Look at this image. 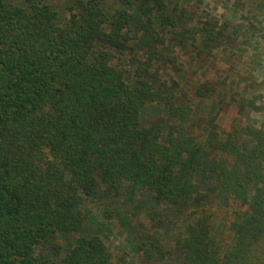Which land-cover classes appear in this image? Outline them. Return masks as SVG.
Wrapping results in <instances>:
<instances>
[{"label": "trees", "instance_id": "obj_1", "mask_svg": "<svg viewBox=\"0 0 264 264\" xmlns=\"http://www.w3.org/2000/svg\"><path fill=\"white\" fill-rule=\"evenodd\" d=\"M57 2L0 0V264H121L90 226L98 197L144 208L148 259L264 264V130L221 131L200 106L214 83L190 94L162 73L177 47L220 48L224 24L172 0ZM198 178L240 205L225 249L191 210L209 198ZM170 216L186 222L167 251Z\"/></svg>", "mask_w": 264, "mask_h": 264}, {"label": "rangeland", "instance_id": "obj_2", "mask_svg": "<svg viewBox=\"0 0 264 264\" xmlns=\"http://www.w3.org/2000/svg\"><path fill=\"white\" fill-rule=\"evenodd\" d=\"M70 0H58L63 10ZM116 5V0H108ZM186 7L199 17H214L224 24L225 42L200 62L193 59L191 49L174 51L176 68L164 69L166 77L174 78L181 87L194 93L202 82L215 84L210 98L201 106L202 111H211L221 131H229L234 125H255L264 130V0H172ZM231 34L234 36L232 37ZM227 36V37H226ZM251 102V103H250ZM201 104V101L195 100ZM200 112V109L198 110ZM153 116V115H151ZM203 193L208 194L207 202L193 201L192 211L205 208L213 215L214 232L218 243L225 249L233 242L229 229L235 210L240 205L233 199L228 202L214 194L213 180L198 178ZM96 216L91 223L111 250L115 262L121 264H180L175 253L164 260L158 257L148 259L140 250L143 235L153 233L145 210L140 205H123L109 198H97L85 205ZM94 219V218H93ZM163 235V247L173 250V233L186 221L173 216ZM77 233L61 235L60 242L65 254L74 244Z\"/></svg>", "mask_w": 264, "mask_h": 264}]
</instances>
